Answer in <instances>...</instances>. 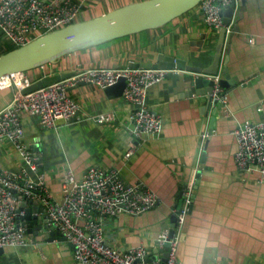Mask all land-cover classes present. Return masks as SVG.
Segmentation results:
<instances>
[{"label":"crops","instance_id":"0c3cea01","mask_svg":"<svg viewBox=\"0 0 264 264\" xmlns=\"http://www.w3.org/2000/svg\"><path fill=\"white\" fill-rule=\"evenodd\" d=\"M82 1L78 21L139 0ZM228 26L216 73L227 83L221 84L227 94L226 108L209 99L208 92H188L190 86L183 81L186 73L171 70L173 76L167 74L146 93L147 106L161 119L157 134L135 136L133 105L123 96L108 97L90 82L67 87L79 104L80 120L58 119L46 127L36 116L21 112L26 145L40 153L37 170L59 202L64 198V181H78L91 165L114 166L125 182L142 181L158 195V203L144 212L106 217L107 244L122 251L137 245L157 248V238L171 228L170 217L176 215L189 189L187 214L177 229L176 264H264V181H259L257 171L238 168L232 132L239 123L264 120V0H237ZM217 37L218 30L204 22L196 5L161 27L68 53L29 74L37 78L45 73L130 67V62L152 60L156 52L209 67ZM13 47L0 32V53ZM16 93L14 86L0 89V109ZM106 112L112 117L103 122L90 117ZM129 149L132 153L126 158ZM22 164L12 142L0 141V168L17 171ZM0 264L79 263L65 240L38 241L27 235L25 244L0 250Z\"/></svg>","mask_w":264,"mask_h":264},{"label":"built area","instance_id":"2783aa9c","mask_svg":"<svg viewBox=\"0 0 264 264\" xmlns=\"http://www.w3.org/2000/svg\"><path fill=\"white\" fill-rule=\"evenodd\" d=\"M229 2L200 0L198 6L203 20L210 28L217 31L224 26L222 10ZM82 3V0H0V32L14 47H18L40 35L77 22ZM169 71L157 66L92 68L29 92H22V89L38 77L32 78L28 71L0 76V89L14 86L17 90L11 101L0 109V141L12 142L23 161L17 171L0 168V249L26 243V228L22 219L17 218L24 214L23 209L18 210L19 202L29 198L42 205L50 224L70 244L72 255L79 264H176L177 229L187 214L189 189L185 191L183 204L176 211L175 226H171L173 232L170 233L171 228L164 229L157 238L159 247L156 249L162 250H156L155 257L152 249L144 245L119 250L105 241V218L121 212H144L158 203V195L142 181L125 182L114 166L91 165L78 181L72 184L64 181V198L59 202L49 190L44 174L37 170L38 154L27 147L20 118L21 112L25 111L36 116L46 127L54 126L58 119L66 122L80 120L79 104L67 87L77 82H90L103 89L124 76L126 84L122 96L134 107L132 132L137 137L143 132L157 134L162 126L161 119L147 106L146 93L149 86L164 78ZM219 78L218 74L213 77L208 95L226 108L227 94ZM90 117L103 122L112 115L106 112ZM232 132L237 143L234 160L238 168L257 171L259 181H264V120L239 123ZM131 153L129 149L124 156L127 158ZM147 256L151 257L150 261L145 260Z\"/></svg>","mask_w":264,"mask_h":264},{"label":"water","instance_id":"95a60500","mask_svg":"<svg viewBox=\"0 0 264 264\" xmlns=\"http://www.w3.org/2000/svg\"><path fill=\"white\" fill-rule=\"evenodd\" d=\"M199 2L200 0H139L113 8L95 17L70 23L40 35L23 45L0 53V76L17 71H29L48 63H56L62 56L68 53L99 45L145 29L161 27L175 17L195 7ZM241 3H243V0H241ZM236 4L237 0H230L229 4L222 10L224 26L218 30L216 48L209 67L190 65L187 64L184 57L174 54H164L162 52H156L150 61L130 62L129 66H157L184 72L186 74L183 81L190 86L188 92L205 95L211 89L214 81L213 78H208L206 75H215L218 72V64L226 35V26L232 20ZM201 42L199 40L197 44L201 45ZM74 74L73 71L46 73L35 79L29 86L23 88L22 92L35 90ZM168 74L170 75L171 73ZM220 83L223 85L227 84L224 79H221ZM125 84V77L120 76L115 83L103 89L108 97H118L123 95ZM203 84L206 87L198 92L197 89ZM208 98L211 99L210 96ZM41 161L42 157L39 153L36 162ZM27 203L33 204L29 207ZM22 209L24 210V214L18 217L17 220L22 219V225L25 226L26 233L31 239L38 241H49L55 238L59 241L65 240L61 233L50 224L42 205L38 201L29 198L23 199L19 202L18 206V210ZM170 219L173 226L176 215H171ZM172 232L173 228L170 230V233ZM166 248L167 244L164 246V249ZM156 250V248L152 249L154 257L156 256ZM150 259V256L145 257L147 261H150Z\"/></svg>","mask_w":264,"mask_h":264},{"label":"rangeland","instance_id":"374dc122","mask_svg":"<svg viewBox=\"0 0 264 264\" xmlns=\"http://www.w3.org/2000/svg\"><path fill=\"white\" fill-rule=\"evenodd\" d=\"M4 37V39L6 38L5 36H3ZM7 39V38H6ZM8 40V39H7ZM9 41V40H8ZM31 70H33V69H31ZM31 70H29L30 72H31ZM29 71H28V73H29ZM33 74V73H32ZM32 78H34L31 74H29ZM34 75V74H33Z\"/></svg>","mask_w":264,"mask_h":264}]
</instances>
